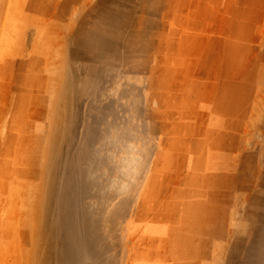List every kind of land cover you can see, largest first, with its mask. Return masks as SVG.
<instances>
[{"label": "rangeland", "instance_id": "obj_1", "mask_svg": "<svg viewBox=\"0 0 264 264\" xmlns=\"http://www.w3.org/2000/svg\"><path fill=\"white\" fill-rule=\"evenodd\" d=\"M0 264H264V0H0Z\"/></svg>", "mask_w": 264, "mask_h": 264}, {"label": "bare ground", "instance_id": "obj_2", "mask_svg": "<svg viewBox=\"0 0 264 264\" xmlns=\"http://www.w3.org/2000/svg\"><path fill=\"white\" fill-rule=\"evenodd\" d=\"M64 236H66V235H64ZM67 239V238H66ZM66 243H67V241H66ZM68 244V243H67Z\"/></svg>", "mask_w": 264, "mask_h": 264}]
</instances>
